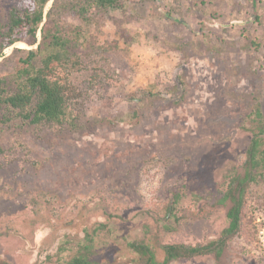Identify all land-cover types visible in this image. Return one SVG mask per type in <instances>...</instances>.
<instances>
[{
    "label": "rangeland",
    "instance_id": "obj_1",
    "mask_svg": "<svg viewBox=\"0 0 264 264\" xmlns=\"http://www.w3.org/2000/svg\"><path fill=\"white\" fill-rule=\"evenodd\" d=\"M14 4L0 0V19ZM61 22L89 55L75 79L79 129L0 128V262L57 264L86 233L100 264H136L134 240L160 260L164 244L217 238L227 219L214 202L241 171L249 113L259 104L264 115V0H125L88 23L67 9ZM20 44L4 51L0 76L31 48ZM175 192L180 219L164 220L157 209ZM251 207L256 234L235 236L218 264H264V198Z\"/></svg>",
    "mask_w": 264,
    "mask_h": 264
},
{
    "label": "trees",
    "instance_id": "obj_2",
    "mask_svg": "<svg viewBox=\"0 0 264 264\" xmlns=\"http://www.w3.org/2000/svg\"><path fill=\"white\" fill-rule=\"evenodd\" d=\"M67 1L54 0L44 16V8L49 0H15L6 18L0 19V58L6 49L17 43L31 47L29 50H17L22 55L18 57L16 67L12 72L0 76V128L18 121L22 125L47 128L57 133L79 129L85 96L75 79L86 71L89 55L84 53L80 30L73 28L64 31L61 17L70 9L79 21L88 23L103 10L117 9L125 0ZM94 49L96 53L101 51V48ZM248 120L250 127L247 130L251 137L241 171H232L224 177V191L214 202L215 207L226 208V227L217 238L203 244H164L161 246L160 260L146 242H126L127 249L136 257V264H172L204 256L211 257L218 264L235 236L248 230L252 236L256 234L257 229L248 213L252 202L264 198L263 194L258 197L264 189V115L259 104L249 113ZM5 153L0 145V156ZM181 197L179 193H173L157 209L158 216L164 220L173 217L179 221L177 209ZM92 244V236L86 233L77 251L57 264H100L92 258ZM50 258L47 256L45 261L32 264H49Z\"/></svg>",
    "mask_w": 264,
    "mask_h": 264
},
{
    "label": "built area",
    "instance_id": "obj_3",
    "mask_svg": "<svg viewBox=\"0 0 264 264\" xmlns=\"http://www.w3.org/2000/svg\"><path fill=\"white\" fill-rule=\"evenodd\" d=\"M259 228H264V225L263 227H259ZM258 238L260 240V245L262 246V249L264 250V231L258 232Z\"/></svg>",
    "mask_w": 264,
    "mask_h": 264
},
{
    "label": "water",
    "instance_id": "obj_4",
    "mask_svg": "<svg viewBox=\"0 0 264 264\" xmlns=\"http://www.w3.org/2000/svg\"><path fill=\"white\" fill-rule=\"evenodd\" d=\"M50 3H51V0L47 3V5L45 6V8H44V16L46 15V7L48 6V5H50ZM45 19V18H44ZM37 39H38V41L40 40V31H38V33H37ZM18 44V43H17ZM16 45V44H15ZM14 46V45H13ZM36 46V45H35ZM34 46V47H35Z\"/></svg>",
    "mask_w": 264,
    "mask_h": 264
},
{
    "label": "bare ground",
    "instance_id": "obj_5",
    "mask_svg": "<svg viewBox=\"0 0 264 264\" xmlns=\"http://www.w3.org/2000/svg\"><path fill=\"white\" fill-rule=\"evenodd\" d=\"M16 45H17V46H20L21 44L18 43V44H16Z\"/></svg>",
    "mask_w": 264,
    "mask_h": 264
}]
</instances>
